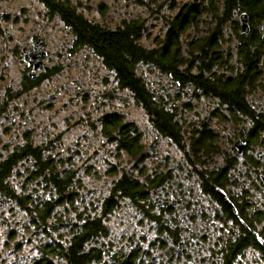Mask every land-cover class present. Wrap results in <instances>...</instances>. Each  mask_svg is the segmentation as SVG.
<instances>
[{
  "label": "rangeland",
  "instance_id": "rangeland-1",
  "mask_svg": "<svg viewBox=\"0 0 264 264\" xmlns=\"http://www.w3.org/2000/svg\"><path fill=\"white\" fill-rule=\"evenodd\" d=\"M69 1L74 2L77 12L84 18L107 28H112L122 18L142 21L143 31L139 42L146 48L159 47L174 15L184 5L196 3L195 0ZM102 2L105 9L98 8ZM223 2L212 0L209 4L208 0L204 1L202 6L206 8L202 10L198 25H191L180 33L178 40L182 56L187 57L190 53L188 46L192 39L200 38L202 41L210 34L216 35L215 41L236 38L232 33L233 23L238 17L236 9L232 11L230 20H224L225 25L220 27L221 22H217L222 18ZM53 14H47L40 0H0V156L23 145L28 134L33 145L44 148L45 156L50 154L54 159L62 158L64 162L70 159L83 180L79 194L81 210L86 208L91 211L97 205L100 212V203L109 193L113 182L123 173L138 176L141 182L161 180L158 186L153 184L149 188V200L153 207L150 208L145 201L140 202L147 213L160 217L167 228L172 230L175 227L180 238L189 242L185 252L193 255L191 263L220 264L218 259H221L223 245L219 241L227 239L228 235L226 229H222V224L213 218L214 212H211L220 210L206 189L215 184L210 177L212 165L216 163L214 173H218L216 175L221 184L225 182L233 196L243 197L241 199L248 203L246 213L252 221H256V212L260 218L259 213L264 208L261 191L256 188L259 187L258 181L250 171L242 169L243 164L238 157L235 158L239 165L236 170H222L224 157L230 159L234 152L239 154L240 151L230 144L234 132L241 129V124L234 125L235 108H227L226 102L191 81L179 84L172 75L162 72L154 63L139 64L137 73L154 85L156 95L169 97L172 101L170 106L177 108L183 134L181 144L161 136L132 94L117 86L114 71L104 65L102 57L86 44L76 46L71 28ZM261 24H258L260 32ZM41 39L47 40L45 49L50 51L45 58L47 64L38 55H27V62L19 59L23 46L36 40L34 46L39 47L42 45ZM194 51L200 54L199 48ZM43 53L46 52L40 51L39 56ZM32 57H35L34 63L29 62ZM35 62L39 63L38 68L50 71L43 72L48 75L41 74L29 89H25L26 68L36 73L38 68H34ZM212 69L211 72L204 71V75L209 77L214 72L215 76L210 78L214 81L222 72L217 67L216 70ZM198 72L196 66L191 69L193 75ZM249 99L256 105L259 116L263 115L264 91L257 89L255 97ZM235 112L238 115V111ZM113 113L120 116L124 123H131L132 129L139 133L142 158L137 159L117 149V144L109 141L104 134V116ZM239 117L243 119L244 115L240 113ZM196 127L199 131L209 130L215 143V151L207 157L200 156L198 160L192 152L189 153L195 137L190 131ZM111 135H116V132H110ZM141 169L143 174L139 176ZM204 172L210 182L205 186V191L202 183ZM26 174L28 171L18 162L9 179L17 192L34 186L38 188L32 180L26 181ZM260 179L264 181V177ZM223 188H218L217 194L225 203L230 202ZM162 201H168L169 206L172 204L175 218ZM28 213L17 206L14 198H6L5 194L0 193V264H31L40 256V245L55 240L61 234V207L55 209L49 219L53 230L48 235L41 234L29 224ZM149 215L125 198L111 213L103 216L108 230V238L104 239V249L108 253L105 260L111 264V260H116L113 253L125 249L133 251V264H171L167 262V254L176 246L170 243L165 231L158 234V222ZM190 224L193 230L191 235L184 230ZM260 226H263V221ZM207 234L210 235L205 237ZM210 236L212 238L208 239ZM18 241L20 249L15 250L14 245L17 246ZM181 256H185V253ZM252 259L250 251H247L242 257H236L234 264H261L254 263Z\"/></svg>",
  "mask_w": 264,
  "mask_h": 264
},
{
  "label": "trees",
  "instance_id": "trees-1",
  "mask_svg": "<svg viewBox=\"0 0 264 264\" xmlns=\"http://www.w3.org/2000/svg\"><path fill=\"white\" fill-rule=\"evenodd\" d=\"M40 1L53 11L51 13H59L72 26V32L77 36H75L76 46L86 44L102 57L104 65L114 71L117 86L121 89H127L132 94L135 101L149 115L152 124L156 128L155 130L161 136L168 137L179 145L183 139V134L177 117V108L170 106L172 101L169 97L156 95L153 91L154 85L148 83L137 73V66L142 63H154L158 68H161L162 72L165 71V73L172 75L179 84L191 81L194 85L221 98H224L228 91L224 90L222 74L216 76L213 79L214 81L210 80L215 76L214 72L209 77L204 75V71L211 72L213 66L221 64L220 61H217L220 57L219 52L211 51L213 45L216 46L215 34H210L208 38H203L202 41L200 38L197 40L192 39L188 46L190 49L188 56L184 57L180 54L178 40L180 33L191 25H198L202 10L206 8L202 6L205 0H195L194 5H184L169 22L165 39L157 48H146L140 44L139 39L143 31V23L140 20L130 19L123 26L111 30L100 27L84 18L76 12L75 7L67 0L57 2L55 0ZM208 2L210 4L212 0H208ZM222 5L224 7V10L221 11L223 17L217 20L218 23L230 20L234 9L238 13L246 12L250 17L253 28L264 20V0H224ZM233 25L235 24L233 23ZM199 42L202 43L199 44ZM198 48L200 54L194 51ZM238 53L240 56L245 57L243 59L244 69H249V64L255 63L257 67L253 69L258 71L257 76L260 77L263 74L264 41L261 39V34L253 35L251 41L248 40L247 42L245 40L239 46ZM179 66L180 69H178ZM194 66L199 68L198 74L195 75L191 73ZM183 68L184 70H182ZM25 79L23 87L29 89L34 81L28 77H25ZM243 81L244 76H240L235 85L232 84L233 82L230 85L226 83V85L228 87L232 85L238 87L242 85L241 82ZM232 94L234 95V93ZM241 100L240 95L239 101L241 102ZM173 106L176 105L173 104ZM262 117L263 115H260L257 120L258 129H264V117ZM102 124L104 134L108 136L109 141L117 144V149H122L137 159L143 157L142 147L139 143V133L135 128L132 129L131 123H124L120 116L113 113L105 115ZM112 131H115L116 135L109 136ZM190 133L195 137L191 141L192 145L189 153L192 152L195 159L198 160L200 156L202 158L207 157L210 152L215 151V143L209 130L202 129L199 131L196 127ZM25 139L23 145L16 146L6 155L0 156V193L5 194L6 198H14L19 208L27 210L31 220L29 224L43 235L53 230L49 219L54 210L61 207V234L55 240L41 244L40 256L31 264H110L104 258L108 254L104 249L106 246L104 239L108 238V230L104 225L103 216L111 213L119 202L125 198L130 199L144 213L149 215L140 202L145 201L150 208L153 207L149 200V188L153 184L158 186L161 180L149 179L147 182H141L138 176L123 173L113 182L109 193L100 203V212H98L97 205L93 206L92 210L94 211L86 208L81 210L79 207L81 205L79 194L82 191L83 180L75 164L70 159L64 162L62 158L57 160L50 154L45 156L43 154L44 148L41 145H33L28 134ZM18 162H21L24 169L28 171L26 181L32 180L38 188L34 186L32 189L17 192L11 186L9 179L13 175ZM113 171L115 172V170ZM139 174V176L143 174L142 169ZM216 174L218 173H211L210 177L215 184L206 187L210 193L206 191L213 200L219 202L216 198L215 187L220 185L221 181H219ZM204 175L202 174V183L205 191V186L210 182L207 180L205 172ZM224 208L223 211H215L222 219V222L218 220L223 226L222 229H226L228 235L227 239L219 241V243H222L223 248L220 250L222 252L221 259L218 260L220 264H234L236 257L238 255L242 256L244 249L253 244V237L236 228L235 222H233V225H228L227 222L234 218L232 213L226 207ZM150 217L161 225L162 230L166 231L169 239L176 246L179 237L176 228L174 227L172 230L167 228L160 217L153 215ZM16 245H14L15 250L20 249L19 241ZM118 253H113L116 260H111V264H133V251L128 252L123 249ZM184 253L189 259L190 253L185 251ZM167 256H169L168 263L181 264L182 258H175L174 249L168 252ZM185 256H183V264H186Z\"/></svg>",
  "mask_w": 264,
  "mask_h": 264
},
{
  "label": "flooded vegetation",
  "instance_id": "flooded-vegetation-1",
  "mask_svg": "<svg viewBox=\"0 0 264 264\" xmlns=\"http://www.w3.org/2000/svg\"><path fill=\"white\" fill-rule=\"evenodd\" d=\"M55 1L57 2L61 0H55ZM67 1L70 3L69 0ZM70 4H72V6L75 7L76 12H77L78 8L77 6H75L74 2ZM43 6L47 9V14H51V12H53L44 3H43ZM103 6H104V2L99 3L98 8L105 9L106 7H103ZM223 10H224V7H223ZM240 14L241 13H238V17ZM55 15L61 19L63 24L71 28L70 25L63 19L62 15H60L59 13H54L53 16ZM247 16L249 15L247 14ZM238 17H237V21L234 22L235 25L232 26V30H233L232 33L233 35L236 36V38H233V39L231 38V39H227L224 41L223 39L219 41H215L216 46L213 45L211 49L212 52H219L220 57H218L217 61L221 62L220 65L213 66L212 70L214 69L216 70V67L221 69V72L223 75L222 82L224 85V90H228L224 98H221V97L219 98L223 102H226L227 108H235L234 116H233V119L235 121L234 125L236 126L238 124H241V129H238L236 132H234L235 133L233 135L234 138L232 140L230 139V144L232 145V148L234 149H235V144L239 142L243 144L242 150L241 152H239V154H237V152H234V155L233 156L231 155L230 159L229 157L227 158L224 157V168H222V170L224 172H227L225 168H228L230 170H236L238 164L235 158L238 157V159L243 164L242 169L250 171L255 176L256 181H258L259 187H256V188H258L261 191V194H262L261 203L263 204L262 206H264V181L261 180L259 177L261 175H264V129H258L257 120L259 119V114H258V111L256 110V105L252 103L249 99V98L255 97V92L257 91V89H261V91H264V70H263V74L259 77L257 76L258 71L256 69H253L257 67V64L251 63L249 64V69H244L243 59L245 57L240 56L238 53L239 46L243 42H245V40L247 42L248 40L251 41V37L253 35H256L257 33L261 34V39L262 41H264V30H263L264 23L261 24L262 32H260L257 28V25H255V27L253 28L249 20L247 31L241 32ZM128 21H129L128 19L122 18V20L119 23L115 24L112 28H107L105 26L95 23L94 21L93 22L91 21V22L99 25L100 27L114 30L116 27L123 26ZM223 25H225L224 22L221 23L220 27H222ZM234 26H235V31H234ZM72 35L74 36V39H76L77 36L73 32H72ZM35 41L36 40H32L31 44L25 45L21 48L22 50H21L19 59L24 62H27L28 60L27 55H30V54L38 55V58L40 60H43V62L47 64V61L45 60V58L50 55L49 53L50 51L45 49L47 40H42V45L39 47L34 46ZM28 50L30 51L28 52ZM40 51L42 52L45 51L46 53H43L42 55L39 56ZM263 68L264 67H262V69ZM48 71L50 70H44L42 69V67H40L38 68L36 73H33L31 68H26V72L28 75L27 77H29L32 81H35L38 77H40L41 74L42 76L48 75V74H43V72H48ZM30 73L31 75H29ZM240 76H244V81L241 82L242 83L241 86L235 87L232 85L231 87L230 86L228 87L226 85V83H229L230 85L231 82H233L232 84L235 85V83L238 82V77ZM232 93H234V95ZM240 95L242 97L241 102L239 101ZM235 111H238V115L236 114ZM253 112L255 114H253ZM240 113L244 115L243 119L239 117ZM263 117H264V113H263ZM245 123L247 124V126L245 125ZM221 154L225 155V153L223 152H221ZM207 163H208V158L205 162L206 164L205 169H207ZM215 168H216V163L212 165L211 173L215 172L216 170ZM223 183L224 185L220 184L215 187L216 198H218V201H219V202L216 201L220 209L219 212L223 211L225 209L224 207L226 206L224 205L223 200L219 198L217 194V189L218 188L222 189L224 187L223 189L225 193L227 194L229 200L235 206V210L231 209V213L234 219H231V221H229V223L227 222V224L233 225V222H235L236 228L243 230V233L245 232L249 236L253 237L252 238L253 244L249 245V247H246L242 253L245 255L247 251H250L251 259L253 258L252 261H254V263L261 262V264H264V208L261 211V213H259L260 214L259 216L263 221V226L261 227L260 224L262 223V221L261 220L259 221L260 218L258 217V213L256 212L255 214L256 221H252L250 219V216L246 213L249 207L248 203L242 200L244 199L243 197L237 198L233 196V194L230 193V191L228 190L226 183L225 182ZM213 215H214L213 216L214 219L222 222V219L219 217V215H217L216 213H214ZM215 215L218 217H216ZM190 232L192 231H188V234ZM242 256L238 255L237 257L240 258ZM186 264H193V263L188 262Z\"/></svg>",
  "mask_w": 264,
  "mask_h": 264
},
{
  "label": "bare ground",
  "instance_id": "bare-ground-1",
  "mask_svg": "<svg viewBox=\"0 0 264 264\" xmlns=\"http://www.w3.org/2000/svg\"><path fill=\"white\" fill-rule=\"evenodd\" d=\"M245 13V12H244ZM238 20H239V17H238ZM249 20H250V17L249 16H247V22L249 23ZM239 23H240V20H239ZM264 26V25H263ZM259 27V25L257 24V28ZM240 30H241V26H240ZM242 32V31H241ZM236 148V147H235ZM192 163V162H191ZM192 167V166H191ZM194 170H197L196 168H194V167H192ZM190 169V168H189ZM259 177H264V175H261V176H259ZM224 202V204H225V206L227 207V210L229 211V212H231V209H233V210H235V206H234V204L230 201V202H227V203H225V200L223 201ZM162 203H163V205L164 206H168L169 208H170V210H171V214L173 215V217L172 218H175V216H174V213H175V211H174V209H173V207H172V204H171V206H169L170 204H168V201H162ZM209 211H211V210H209ZM212 213L214 212L215 213V211H211ZM178 215L180 216V212L178 213ZM184 217H186L185 215H184ZM229 222V221H228ZM157 228H158V234H162L163 232H162V228H161V226H160V224L159 223H157ZM192 228V225L190 224L188 227L186 226L185 227V231H186V233H188V231H192L193 232V230L191 229ZM166 232V231H165ZM192 232H190L189 233V235H191V233ZM178 233H179V231H178ZM185 235H188V234H185ZM210 234H207V235H205V237H207V236H209ZM167 236V235H166ZM168 237V236H167ZM210 238H212V236H210V237H208V239H210ZM169 241H170V243H172L171 242V239H169ZM189 244V242L188 243H186V240L185 239H182V238H180V235H179V237H178V239H177V242H176V247H175V249H174V254H175V258L176 257H181L182 259H181V264H183V262H184V257L183 256H181L183 253H184V251L186 250V248H187V245ZM191 244V243H190ZM189 256H190V258L188 259L187 258V256H185V262L186 263H188V262H193V255L192 254H189ZM183 261V262H182ZM180 262V261H179Z\"/></svg>",
  "mask_w": 264,
  "mask_h": 264
},
{
  "label": "water",
  "instance_id": "water-1",
  "mask_svg": "<svg viewBox=\"0 0 264 264\" xmlns=\"http://www.w3.org/2000/svg\"><path fill=\"white\" fill-rule=\"evenodd\" d=\"M239 20H240L241 31H242V32H246V31H247V28H248L247 14H246V13H241V14L239 15ZM263 30H264V26H263ZM31 55H32V54H30L29 56H31ZM31 59H32V60L29 61V62H33V63H34V59H35V57H32ZM38 66H39V63H38V62H35V64H34V68L36 69V68H38ZM235 147H236L238 150H240L239 152H241L242 147H243V144L239 142V143L235 144ZM221 196H222V195H221ZM223 198H224V197H223Z\"/></svg>",
  "mask_w": 264,
  "mask_h": 264
}]
</instances>
